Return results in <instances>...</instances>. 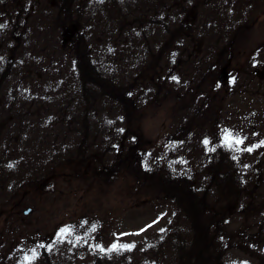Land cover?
Instances as JSON below:
<instances>
[{"label":"rangeland","instance_id":"obj_1","mask_svg":"<svg viewBox=\"0 0 264 264\" xmlns=\"http://www.w3.org/2000/svg\"><path fill=\"white\" fill-rule=\"evenodd\" d=\"M205 260L264 264V0H0V264Z\"/></svg>","mask_w":264,"mask_h":264},{"label":"water","instance_id":"obj_2","mask_svg":"<svg viewBox=\"0 0 264 264\" xmlns=\"http://www.w3.org/2000/svg\"><path fill=\"white\" fill-rule=\"evenodd\" d=\"M224 78H225V69L222 70V74L220 76L221 80H224Z\"/></svg>","mask_w":264,"mask_h":264},{"label":"snow or ice","instance_id":"obj_3","mask_svg":"<svg viewBox=\"0 0 264 264\" xmlns=\"http://www.w3.org/2000/svg\"><path fill=\"white\" fill-rule=\"evenodd\" d=\"M207 143V142H206ZM250 150V149H249ZM93 230H94V228H93ZM63 232H67L68 231V229H63L62 230ZM113 247H116V245H113ZM124 247H129L128 245H124Z\"/></svg>","mask_w":264,"mask_h":264},{"label":"trees","instance_id":"obj_4","mask_svg":"<svg viewBox=\"0 0 264 264\" xmlns=\"http://www.w3.org/2000/svg\"><path fill=\"white\" fill-rule=\"evenodd\" d=\"M188 39H191V36L188 38ZM211 260V259H210ZM201 264H208L207 260L203 261V263Z\"/></svg>","mask_w":264,"mask_h":264}]
</instances>
